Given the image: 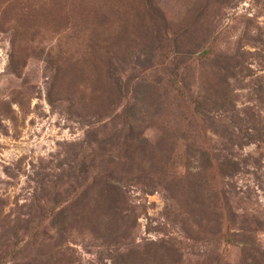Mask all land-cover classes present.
<instances>
[{
	"label": "rangeland",
	"instance_id": "obj_1",
	"mask_svg": "<svg viewBox=\"0 0 264 264\" xmlns=\"http://www.w3.org/2000/svg\"><path fill=\"white\" fill-rule=\"evenodd\" d=\"M227 128L232 178L193 156ZM257 132L264 0H0V264H236L240 227L264 250Z\"/></svg>",
	"mask_w": 264,
	"mask_h": 264
},
{
	"label": "trees",
	"instance_id": "obj_2",
	"mask_svg": "<svg viewBox=\"0 0 264 264\" xmlns=\"http://www.w3.org/2000/svg\"><path fill=\"white\" fill-rule=\"evenodd\" d=\"M153 89V88H152ZM156 91L157 90H152V93L154 92L155 97L151 98V95L145 97L148 98V100H150L153 104V106L155 107V110L153 112L154 115H158L160 114V110H161V102H165V99L160 101V97L163 94H159L156 96ZM144 92V91H143ZM141 96L135 97V99L139 98ZM144 99V97L139 98L137 100H141ZM133 117H131L130 120H132ZM134 121H138V118H133ZM221 138H223L224 140V147H222L221 149H219L220 151H227L224 152L222 154L220 153H211L208 149L204 148V147H199L196 146V148L193 149V156H196V159H198L199 161H203L206 163L207 169H211L212 166V157H214L219 164V170H220V174L232 178L237 172H239V162H237L234 159V155H232L229 151L228 148L226 146V144H232L234 143L233 137L234 135V131L230 130L227 128V131L225 134H221L220 135ZM262 136H264L263 133H255L254 134H242V138L244 141H249L251 142V140H262ZM186 135L184 134V139H185ZM137 144L136 147L134 148V151H140V152H145L147 150L150 149V147L147 149V144H146V138L145 137H141L137 140L134 141ZM134 145V144H133ZM237 146H240V144L236 143ZM173 147V145H172ZM172 147L168 148V150L172 149ZM147 149V150H146ZM144 153V154H145ZM92 161L91 160L89 162L88 165H86V169L88 170L90 168V166L92 165ZM94 165V164H93ZM92 165V166H93ZM199 175H203L201 174V172L199 173ZM115 181V179H114ZM104 194L106 195V204H105V208L107 209V217H111L110 213H114L116 214V212L118 211L119 207H120V203H122V194H121V187L119 186V184H108L105 188H104ZM63 209V208H62ZM62 209L59 210V213H61ZM241 232L239 234H237L236 236H238V240H240L239 242L241 243V248H240V256L236 262V264H264V250L258 249L255 246H253L252 242H251V237L250 234H247V232L251 231L250 229L244 231L243 227H240ZM51 264H62L63 262V258H54L51 256Z\"/></svg>",
	"mask_w": 264,
	"mask_h": 264
}]
</instances>
